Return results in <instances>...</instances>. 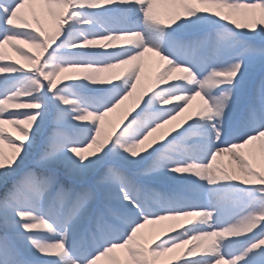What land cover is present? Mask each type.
Masks as SVG:
<instances>
[{
  "label": "snow or ice",
  "instance_id": "6c2138e0",
  "mask_svg": "<svg viewBox=\"0 0 264 264\" xmlns=\"http://www.w3.org/2000/svg\"><path fill=\"white\" fill-rule=\"evenodd\" d=\"M170 253L264 264V0H0V264Z\"/></svg>",
  "mask_w": 264,
  "mask_h": 264
},
{
  "label": "rangeland",
  "instance_id": "374dc122",
  "mask_svg": "<svg viewBox=\"0 0 264 264\" xmlns=\"http://www.w3.org/2000/svg\"><path fill=\"white\" fill-rule=\"evenodd\" d=\"M45 27L50 29V25L48 24H45ZM20 47L28 51L30 54L34 52V50L29 49L27 45H21ZM4 55L6 57L5 61H3L4 63L15 62L18 66L23 65L25 63L17 53L7 48V46L5 47ZM157 71H158V66L156 64L155 58L146 56L144 67L142 69V76L145 79V82L150 83L152 80H154ZM196 105L197 102L194 101L193 109L190 110L193 112V114ZM187 115L188 113H185V115L180 117L176 122H174V124L181 123ZM115 119L116 118L114 117L113 122H115ZM5 128L7 132L10 133L12 136L14 137L16 136V133L11 129L10 126L5 125ZM4 151L5 153L10 152V150L6 146L4 147ZM223 164L225 165V167L229 166L227 158H224ZM192 219L195 220L196 218L193 217ZM178 226H179L178 222H173V221H162L157 224L146 225L145 228L141 230L142 242H147L150 244L154 239L157 240L158 242V238H164L167 234H172L171 229ZM174 255H175L174 253H170L168 257L161 258V264H168L169 258L173 257Z\"/></svg>",
  "mask_w": 264,
  "mask_h": 264
}]
</instances>
